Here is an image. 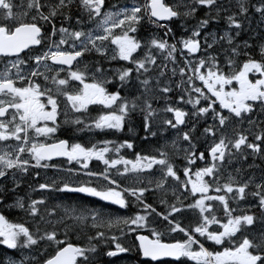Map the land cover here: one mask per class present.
<instances>
[{"label":"snow or ice","instance_id":"1","mask_svg":"<svg viewBox=\"0 0 264 264\" xmlns=\"http://www.w3.org/2000/svg\"><path fill=\"white\" fill-rule=\"evenodd\" d=\"M250 13L264 25V0H235L234 11L231 0H0V180L11 182L0 187V207L24 214L10 222L0 213V245L18 253L0 264H115L122 254L138 257L131 264H264V168L256 163L264 161V32L245 28ZM221 18L226 27L209 31ZM145 23L151 30L140 36ZM245 31L253 34L239 41ZM61 97L70 129L127 126L135 135L139 126L149 148L136 151L133 139L44 142L61 127ZM89 105L107 111L90 122L68 118V107L86 113ZM49 168L66 175L18 194L30 169ZM150 192L161 210L147 202ZM130 207L137 211L119 213ZM172 234L181 238L164 242ZM129 237L131 245L122 242Z\"/></svg>","mask_w":264,"mask_h":264},{"label":"rangeland","instance_id":"2","mask_svg":"<svg viewBox=\"0 0 264 264\" xmlns=\"http://www.w3.org/2000/svg\"><path fill=\"white\" fill-rule=\"evenodd\" d=\"M110 2H116V0H110ZM169 2H171V0H169ZM226 2H227V0H226ZM253 2H257V0H253ZM231 10L232 11H234L235 10V0H231ZM250 15L252 16V19L253 20H251V25L249 26V25H246L247 24V22H246V28H251L252 27V29L253 30H256V31H254L255 33H261V32H264V25H260L259 24V20H260V18H259V16L258 15H256V14H254V13H250ZM254 21V23H252ZM189 23L191 24L192 22L191 21H189ZM194 23V22H193ZM178 24H179V22L177 21V22H174L173 23V28L174 29H176V35L177 36H179L180 35V33H181V30L179 29V27H178ZM252 24H254V26L252 25ZM255 25H256V28H255ZM143 27H144V31H143V33L142 34H140V36H147V34H148V30H151V29H148V25H147V23H145V24H143L142 25ZM260 26V27H259ZM226 27V25H225V23H224V21H223V19L221 18V20H220V23L217 25V24H213L212 25V27L211 28H209L208 30L209 31H212V30H223L224 28ZM145 29H147V30H145ZM251 29V30H252ZM258 30V31H257ZM260 31V32H259ZM244 33H246V35L244 36ZM244 33H242L241 34V36L238 38V40L239 41H243V40H246V39H248L249 38V36L250 35H252L253 34V31H251V33H250V31H245ZM249 35V36H248ZM253 43L255 42H257V41H252ZM88 58H91L92 59V57H88ZM87 57L85 58V59H88ZM113 66H119L118 64H116V62H113ZM178 79V78H177ZM76 83H78V82H72V84H70V86H69V90H72V87H73V85L74 84H76ZM197 84L199 85V81H197ZM110 90H112V88H110ZM206 91V90H205ZM178 94V92H174L172 95H173V97H175L176 95ZM206 103V102H205ZM181 107H184L186 110L188 109V108H190V106H185V105H181ZM217 107H218V105H217ZM60 108H62L63 109V113L65 112V110H66V101L64 100V98L63 97H61L60 98ZM67 111H68V115H71V114H74L75 115V117L76 116H78L80 113H75V112H72V110L70 109V107H68L67 108ZM104 111H107L106 109H104L103 108V106L102 105H89V110L86 112V113H81V114H84V115H86V117L88 118V120H87V122H90V118H94V117H97L99 114H101V112H104ZM226 111V110H225ZM169 115H171V114H169ZM74 117V118H75ZM210 117H209V121H210ZM245 128H247L248 127V125H247V123L246 122H244V125H243ZM91 134V135H90ZM90 135V136H89ZM100 135V137H98ZM112 135V137H110ZM143 136L144 135V133H143V129H141V127H137V129H136V134L135 135H131V134H129L128 133V129H127V126L125 127V129L123 130V132H113V131H107V132H100V131H97V130H95V129H93L92 131H88V130H85L84 132H82V133H80V134H78V135H75V140L74 141H77V142H81V143H85V144H88V142H89V140H91L93 143L94 142H96L97 140H99V138H100V140H104V139H107V140H114V138H115V140L114 141H117V142H120V141H123L124 139H133L134 141H135V143H136V145L141 141L140 140V138H139V136ZM166 137L169 139V140H171V139H173L174 138V132L173 131H169V132H167L166 134ZM103 136V137H102ZM130 136V137H129ZM136 136V137H135ZM138 136V137H137ZM140 136V137H141ZM98 138V139H97ZM136 140H135V139ZM137 140H139L138 141V143L136 142ZM156 139H153L152 140V142L151 143H157V140L155 141ZM159 142H163L162 140L161 141H159ZM141 143H142V141H141ZM141 143H139V145H137V147H136V151H141L142 149H148L149 148V144H146V143H142V145H141ZM90 146V145H89ZM121 154L122 155H124L126 158H128V159H134L135 157H134V154L132 153V151L131 150H127V149H123L122 151H121ZM113 156H115V154L113 153L112 154ZM176 163H177V165H180V164H182L183 162L182 161H180V160H177L176 161ZM252 163V158L251 157H249L248 158V160L246 161V162H244L243 163V167H247V164H251ZM256 163L257 164H259V165H261V167L262 168H264V161H261V160H256ZM90 168H92L93 170H100V169H102L103 168V165H100L99 164V162H97V161H92V162H90ZM238 166H241L240 164H237V165H234V167H238ZM76 167H77V169L76 170H78L79 169V165H76ZM259 169H252L248 174H251V172H255L256 173V175H257V177H259ZM180 175H181V177L183 176V173H182V171L179 173ZM78 179H83L84 177H77ZM206 179H209V178H207L206 177ZM170 184H172V183H174V182H172V181H170L169 182ZM157 194H154L153 195V193L151 194V196L156 200H154V202H156L157 203V205L158 206H160L159 205V199L157 198V197H159V194H158V196H156ZM156 196V197H155ZM78 197V196H77ZM169 198L171 199V192H169ZM251 200V198H249V201ZM51 202V203H50ZM57 201H55L54 202V200H49V204L51 205V204H54V203H56ZM187 202V201H186ZM246 204H247V202H242L241 204H240V207H245L246 206ZM234 207H235V205H233ZM161 207V206H160ZM158 210H161V209H158ZM56 212L57 213H60V210L59 209H57L56 210ZM17 214V215H16ZM16 214H14V213H12V215H16L17 217H18V213H16ZM19 215H20V213H19ZM185 215H187V213L185 214ZM220 215H222V212L220 213ZM74 237L75 238H77L75 235H74ZM0 250H1V248H0ZM49 251L51 252L52 251V249H49ZM5 255H10V256H17L18 255V253H16L14 250H7L6 249V254ZM41 259H43V258H41ZM115 259V258H114ZM115 264H131V262H129L128 260H127V258H125V259H115ZM193 264V263H192Z\"/></svg>","mask_w":264,"mask_h":264},{"label":"flooded vegetation","instance_id":"3","mask_svg":"<svg viewBox=\"0 0 264 264\" xmlns=\"http://www.w3.org/2000/svg\"><path fill=\"white\" fill-rule=\"evenodd\" d=\"M17 2H19V0H17ZM245 35L246 34L244 33V36ZM0 67H2V62H0ZM44 102L46 103V99H44ZM78 116H80L81 118H85L86 119V122H87L88 118L86 117V115L80 113ZM74 117H75L74 114L68 115V118L69 119L74 118ZM64 120H65V116H64V113H63V109L60 108V115L58 116V122L61 124L60 129L58 130L57 133L53 134V136L51 138H48L47 140H44V138H41V139L44 142H48V143H51V142H53L56 139H68L70 141H74L75 140V135H78V134L84 132V131H75L73 129H70L69 126L63 124V121ZM50 163L55 164V165H59V166H61L63 168L72 167L74 170L77 169L76 164L69 165L64 160V158H60V159H57V158L55 159L54 158V160L51 161ZM36 172H39L40 173V175H39L38 178L35 175ZM65 175H66V173H64V172H57L53 168H49L47 170H45V169H30V174L27 177L24 178L23 183H22L20 189L17 190V192H18L19 195H22L23 196L26 193H29L31 191L30 188L28 187L30 184L33 187H36L38 185V183L44 182L46 179H50V178H53V177H64ZM5 184H7L9 187H11L10 180H8V181L0 180V187L4 186ZM151 194H152L151 192L150 193H146V197H147V202L148 203H154V200H153L154 198H151L152 197ZM31 195L34 198L35 197H38L36 199H39V196L41 197L42 193L39 192V191H37V192L31 193ZM12 199H13V197L12 196H9V198L7 200V203H11L12 202ZM73 199H74V197H73ZM79 199L82 200L85 204H88L90 206L99 203L94 198H90V197H79ZM113 207H115V206H113ZM159 209H161L160 206H159ZM135 211H137V209H135L133 207H130L126 211L125 210H119V213L120 214H132ZM0 213H3L9 219L10 222H20V221H22L24 219V214L22 212H19V211L17 212L16 210H13L12 211V210H9L7 208L0 207ZM11 213H14V214L20 213V215L17 217L16 215H12ZM58 214H60V213H58ZM214 227H216V226H214ZM116 234L119 235L118 232ZM141 234L150 235V233L147 232V231H144ZM61 238L63 239V236H61ZM71 238L72 239H75L74 236H71L70 239ZM173 238L179 239L181 237L178 236V235H176V234H174L173 236L165 235L163 237V240H164V242H173ZM122 242H124L125 244L128 243L127 245H131L132 242H133V240H132L131 237H129L128 239H125ZM206 246H208L209 248L213 247L211 245V242H208L206 244ZM0 248H1L0 254L2 255L1 257L3 258L5 256V254H6V248L3 245H0ZM133 255L134 254H131V255H129V254H122L121 258H119V259H125V258H127V260L129 262H132V261L138 259L137 257H135V255L134 256ZM1 257H0V259H2ZM186 263H193L194 264V262H187V261L185 262V264ZM157 264H177V262L163 260V261L157 262Z\"/></svg>","mask_w":264,"mask_h":264},{"label":"bare ground","instance_id":"4","mask_svg":"<svg viewBox=\"0 0 264 264\" xmlns=\"http://www.w3.org/2000/svg\"><path fill=\"white\" fill-rule=\"evenodd\" d=\"M202 11H203V10H202ZM203 13H204V12H203ZM203 13H202V14H203ZM202 16H203V15H202ZM252 20H253V19H252ZM252 23H254V21H253ZM245 24H246V23H245ZM246 25H248V23H247ZM246 25H245V26H246ZM252 25L254 26V24H252ZM259 27H260V26H259ZM245 28H246V27H245ZM255 28H256V25H255ZM246 29H248V28H246ZM252 30H253V29H252ZM254 31H256V30H254ZM257 31H258V30H257ZM259 32H260V31H259ZM243 33H244V32H243ZM250 33H251V31H250ZM261 33H262V32H261ZM245 34H246V33H245ZM258 34H259V33H258ZM246 36H247V35H246ZM248 36H249V35H248ZM254 43H255V42H254ZM87 58H88V57H87ZM88 59H91V58H88ZM141 129H142V127H141ZM90 135H91V134H90ZM90 135H89V136H90ZM140 136H141V135H140ZM140 136H139V138H140ZM98 137H100V135H99ZM102 137H103V136H102ZM110 137H112V135H111ZM129 137H130V136H129ZM135 137H136V136H135ZM137 137H138V136H137ZM97 139H98V138H97ZM134 139H135V138H134ZM136 139H137V138H136ZM136 139H135V140H136ZM154 139H155V138H154ZM99 140H100V138H99ZM114 140H115V138H114ZM97 141H98V140H97ZM138 141H139V140H137L136 142L138 143ZM155 141H156V140H155ZM139 143H141V141H140ZM139 143H138L137 145H139ZM142 143H144V142H142ZM142 143H141V145H142ZM153 195H154V193H153ZM156 196H158V194H157ZM156 196H155V197H156ZM35 198H38V197H35ZM39 198H41V197L39 196ZM151 198H153V197H151ZM157 198H158V197H157ZM153 200H154V199H153ZM156 200H157V199H156ZM156 200H155V201H156ZM150 201H151V200H150ZM54 202H55V201H54ZM57 202H58V201H57ZM151 202H152V201H151ZM50 203H51V202H50ZM153 204H154V203H153ZM156 206H157V205H156ZM12 211H13V210H12ZM17 212H18V211H17ZM11 214H12V213H11ZM16 215H17V214H16ZM187 215H188V214H187ZM9 216H10V215H9ZM18 216H19V213H18ZM49 227H50V226H49ZM73 236H74V235H73ZM129 241H130V240H129ZM71 242H75V241H72V240H71ZM124 242H125V241H124ZM124 242H123V243H124ZM127 244H128V243H127ZM1 256H2V255L0 254V257H1ZM133 256H134V255H133ZM135 257H136V256H135ZM1 258H2V257H1ZM137 258H138V257H137Z\"/></svg>","mask_w":264,"mask_h":264},{"label":"trees","instance_id":"5","mask_svg":"<svg viewBox=\"0 0 264 264\" xmlns=\"http://www.w3.org/2000/svg\"><path fill=\"white\" fill-rule=\"evenodd\" d=\"M203 13V11L201 10L199 13H198V17H202V15H204V13ZM192 23L193 22H195V21H191ZM146 30V29H145ZM143 31H144V27L143 26H141V28H140V32H139V35L140 34H142L143 33ZM111 88V87H110ZM202 127H203V124H201V130H202ZM156 206V205H155ZM156 207H158V206H156ZM174 234H172V235H169V236H173ZM71 241V240H70ZM72 241H75V240H72ZM73 243H78L77 241H75V242H73Z\"/></svg>","mask_w":264,"mask_h":264},{"label":"water","instance_id":"6","mask_svg":"<svg viewBox=\"0 0 264 264\" xmlns=\"http://www.w3.org/2000/svg\"><path fill=\"white\" fill-rule=\"evenodd\" d=\"M56 159V158H55ZM57 159H60V158H57ZM138 243V242H137ZM163 260H169V261H174V260H172L171 258H163L161 261H163ZM176 262V261H175Z\"/></svg>","mask_w":264,"mask_h":264}]
</instances>
